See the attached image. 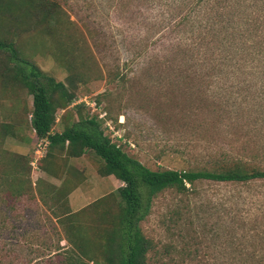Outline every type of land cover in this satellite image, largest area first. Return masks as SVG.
<instances>
[{
	"label": "rangeland",
	"instance_id": "obj_1",
	"mask_svg": "<svg viewBox=\"0 0 264 264\" xmlns=\"http://www.w3.org/2000/svg\"><path fill=\"white\" fill-rule=\"evenodd\" d=\"M32 1L35 5L0 0V40L11 41L20 58L56 80L72 76L73 104L84 102L83 115L105 118L101 127L129 155L151 169L179 170L232 148L264 163V84L227 78L200 84L175 52L189 34L178 23L189 0H42L49 17L38 24L43 11L34 14L38 4ZM52 10L56 14L50 16ZM2 86L0 121L13 124L15 133L5 134L4 150L31 156L38 141L30 126L32 96L24 86ZM205 90L206 102L201 101ZM214 104L224 109L217 126ZM61 113L53 132L71 124ZM99 165L92 151L57 161L72 188L65 197L54 201L48 195L42 201L33 191L4 206V264H59L72 246L61 239L65 233L52 208L81 210L123 184L101 175ZM30 177L34 190L37 182L42 189L65 188L39 165L31 167ZM90 215L79 214L85 230L92 226L85 222ZM140 226L157 244L164 264H230L252 250L264 256V180H199L186 194L165 190ZM169 244L173 263L164 253ZM185 245L195 252L187 261L178 254Z\"/></svg>",
	"mask_w": 264,
	"mask_h": 264
},
{
	"label": "trees",
	"instance_id": "obj_2",
	"mask_svg": "<svg viewBox=\"0 0 264 264\" xmlns=\"http://www.w3.org/2000/svg\"><path fill=\"white\" fill-rule=\"evenodd\" d=\"M20 1L34 4L32 0ZM34 2L38 4L34 14L43 11L38 22L36 18L35 24H38L49 17V13L42 0ZM185 7L178 23L189 34H185L187 38H182L175 45V52L181 55L185 70H191L200 84L221 83L224 78L264 84V0H189ZM54 13L52 10L50 16ZM0 51L2 87L4 90L20 86L27 89L32 96L30 126L37 137H46L49 141L38 165L49 175L60 178L65 186L49 185L48 189H42L37 182L34 190L29 163L32 154L27 156L4 150L5 134L15 133L13 124L0 121V264H4V206L33 191L42 201L48 195L54 201L65 197L72 188L56 166L57 161L64 158L79 157L92 151L100 163L98 172L103 176L113 175L123 184L115 192L94 200L81 210L57 213L55 206L52 208L65 233L61 239L72 246L59 259V264H164L157 244L140 226L149 213L152 201L160 193L171 190L186 194L195 189L199 180L235 184L264 180V163L253 154L237 155L232 148L209 155L186 169H151L129 155L122 144L105 133L101 127L105 118L99 119L97 113L83 115L84 102L73 104L76 98L72 90V76L65 82L56 80L34 63L20 58L11 41L0 40ZM207 92L203 91L201 101L209 99ZM97 99L100 100L99 97ZM216 104L212 111L219 120L217 126L220 112L224 109ZM59 110L62 121L70 117L71 124L53 132ZM48 163L56 168H49ZM85 211L91 214L85 220L89 222L86 225H92L88 230L79 220V214ZM56 249L61 251L62 248L57 246ZM173 251L170 244L164 247L171 263L174 262ZM256 252L249 251L247 258L230 264H264V256L261 253V256H256ZM235 253L245 254L241 250ZM178 254L187 261L195 252L185 245Z\"/></svg>",
	"mask_w": 264,
	"mask_h": 264
},
{
	"label": "built area",
	"instance_id": "obj_3",
	"mask_svg": "<svg viewBox=\"0 0 264 264\" xmlns=\"http://www.w3.org/2000/svg\"><path fill=\"white\" fill-rule=\"evenodd\" d=\"M95 105L96 103L95 101H93L92 106L95 107ZM48 143L49 141L46 137L45 138L38 137V141H36L35 143V149L33 150V155L29 162L33 169L38 168V162L44 156ZM90 264H92V262H90Z\"/></svg>",
	"mask_w": 264,
	"mask_h": 264
}]
</instances>
